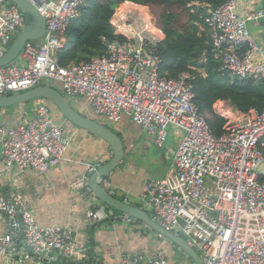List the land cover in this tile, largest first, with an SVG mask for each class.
Instances as JSON below:
<instances>
[{"label": "built area", "instance_id": "2783aa9c", "mask_svg": "<svg viewBox=\"0 0 264 264\" xmlns=\"http://www.w3.org/2000/svg\"><path fill=\"white\" fill-rule=\"evenodd\" d=\"M29 1L44 15L46 31L41 39L25 42L18 62L0 66V95L50 79L58 81L66 95L86 98L96 115L111 122L129 115L160 148L169 127L182 130L166 175L143 184L144 206L161 227L198 249L205 264H264V166L259 169L264 162V109H227L222 133H214L206 111L195 101L191 73L183 71L177 78L160 73L158 43L165 32L146 5L122 2L127 7L116 9L111 23L124 39L104 38L105 55L64 65L59 53L66 44L67 28L86 0ZM242 2L261 6L242 15L238 12ZM202 16L200 28L210 36L221 68L232 77L264 81V58H257L261 48L249 28V22L258 24L264 17V0H226L221 7L205 3ZM24 23L16 4L0 0V57ZM0 145L6 169L46 173L60 164L68 140L43 98L31 118L0 125ZM89 217L93 224L101 214L90 211ZM3 218L9 219L11 228L0 238L1 253L12 247L21 231L30 251L26 258L34 255L42 260L52 254L64 261L82 259L70 227L39 223L20 194L8 198L0 189ZM166 263L159 248L148 259L141 251L125 253L116 264Z\"/></svg>", "mask_w": 264, "mask_h": 264}, {"label": "crops", "instance_id": "0c3cea01", "mask_svg": "<svg viewBox=\"0 0 264 264\" xmlns=\"http://www.w3.org/2000/svg\"><path fill=\"white\" fill-rule=\"evenodd\" d=\"M123 6L120 4L116 9H122ZM260 6V2H242L238 4V12L248 15ZM249 28L261 48L257 58H264V17L258 24L249 22ZM43 84H52L63 91L58 81L44 79L39 85ZM68 97L74 107L88 116L97 117L86 98ZM42 99L36 98L0 107V125L8 127L31 118L35 114L36 105ZM226 102H229L228 105ZM49 104L55 121L62 126L68 140V148L63 159L58 166L46 173H39L31 168L6 169L0 145V189L8 198L13 194H20L24 206L34 213L39 223L60 224L73 230L75 247L82 255V259L59 260L58 264H116L120 262L123 254H134L138 251L143 252L148 259L159 248L164 250L166 264H191L192 259H185L174 244L167 242L160 233L141 220L134 223L125 219L111 221L110 215L103 218L104 214L99 210L98 202L94 201V195L90 196L87 192L86 178L91 166L105 163L111 158L109 144L104 139L70 123L60 115L51 102ZM229 104L234 108L230 101L222 100L218 103L225 122V109L220 106L228 107ZM105 120L122 136L126 145L125 159L110 176L111 193L140 206L152 217L151 210L144 206L140 198L143 184L150 178H161L166 175L183 131L169 128L165 146L160 148L156 146L153 137L129 115L124 114L118 122ZM80 182L82 186L78 185ZM90 211H98L101 214V218L93 224L89 217ZM10 228L8 218L0 219V238L6 235ZM2 245L3 242L0 240V247ZM12 247H8L6 253L0 252V264H17V260L11 261L13 255L20 257L18 264H43L42 260L34 255L32 258H26L30 251L21 231L14 236ZM197 251L200 253L198 249ZM47 256L54 259L56 255Z\"/></svg>", "mask_w": 264, "mask_h": 264}, {"label": "trees", "instance_id": "16d2710c", "mask_svg": "<svg viewBox=\"0 0 264 264\" xmlns=\"http://www.w3.org/2000/svg\"><path fill=\"white\" fill-rule=\"evenodd\" d=\"M125 0H86L80 13L68 26L66 44L59 53L61 64L82 63L107 53V40L124 39L114 32L111 18ZM146 5L165 37L158 43L159 71L177 78L188 71L192 77L195 101L209 114V123L216 134L222 132L225 118L218 103L230 101L232 106L247 112L264 109V81L232 77L221 68L207 31L201 30L204 4L220 5L226 0H131ZM204 57L206 58L204 60Z\"/></svg>", "mask_w": 264, "mask_h": 264}, {"label": "water", "instance_id": "95a60500", "mask_svg": "<svg viewBox=\"0 0 264 264\" xmlns=\"http://www.w3.org/2000/svg\"><path fill=\"white\" fill-rule=\"evenodd\" d=\"M6 1L7 3L16 4L20 8L25 17V23L5 54L0 57V66L18 62L25 42L30 39H41L46 31L44 15L29 0ZM36 98L47 99L55 106L64 119L104 139L109 144L111 158L105 163L93 166L88 171L86 178L87 192L90 196L94 195L93 199L98 202V208L104 214L103 218L110 215L111 221L125 219L134 223L141 220L148 227L160 233L167 242L174 244L178 251L185 256V259H192L193 262L191 264H205L201 254L188 244L185 237L164 229L140 206L134 205L124 198H118L111 193L110 176L125 159L126 145L122 136L106 122L105 117L103 119L102 116L98 117V115L97 117L86 115L72 105L68 95L52 84L38 85L21 92L0 95V107ZM106 180L108 183H106ZM85 257L89 259L88 256ZM15 260L19 263L20 257L13 255L11 261ZM59 260L58 256H55L54 259L42 257L43 264H58Z\"/></svg>", "mask_w": 264, "mask_h": 264}, {"label": "rangeland", "instance_id": "374dc122", "mask_svg": "<svg viewBox=\"0 0 264 264\" xmlns=\"http://www.w3.org/2000/svg\"><path fill=\"white\" fill-rule=\"evenodd\" d=\"M123 7H125V6H123ZM127 7V6H126ZM125 7V8H126ZM151 14V13H150ZM152 15V14H151ZM153 19H154V17H153ZM155 20V19H154ZM205 58V57H204ZM20 61H22V59L20 58ZM229 103V102H228ZM228 103L226 102L225 104L226 105H228ZM225 105V107L224 106H220V107H222V108H224L225 110H227V109H231L232 111H234L232 108H231V106H230V104H229V106L227 107ZM206 114H207V116L209 117V114L207 113V111H206ZM169 128H171V127H169ZM264 166V162L261 164V166L259 167V169H261L262 167Z\"/></svg>", "mask_w": 264, "mask_h": 264}, {"label": "bare ground", "instance_id": "6f19581e", "mask_svg": "<svg viewBox=\"0 0 264 264\" xmlns=\"http://www.w3.org/2000/svg\"><path fill=\"white\" fill-rule=\"evenodd\" d=\"M224 3H225V1H224L222 4L217 5V7H221ZM248 79H251V80H253L254 82H256L253 78H248Z\"/></svg>", "mask_w": 264, "mask_h": 264}]
</instances>
